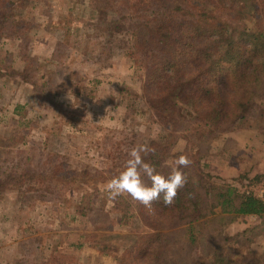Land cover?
<instances>
[{"label": "rangeland", "instance_id": "rangeland-1", "mask_svg": "<svg viewBox=\"0 0 264 264\" xmlns=\"http://www.w3.org/2000/svg\"><path fill=\"white\" fill-rule=\"evenodd\" d=\"M4 1L0 9L22 25L17 36L0 37V264H119L129 247L144 246L158 230L171 231V243V217L163 228L149 223L139 201L127 193L113 200L104 190L141 143L159 152L168 171L174 155L199 151L206 186L229 184L264 199L261 182L249 186L264 172V96H253L245 119L241 111L237 126L217 135L196 114L177 117L174 126L172 105H159L157 94L150 99L145 52L129 26L135 16L115 4L117 11L107 10L109 0ZM239 2L242 19L227 21L256 31L249 0ZM57 68L62 72L50 81ZM22 135L33 147L16 149ZM27 155L32 161L24 166L43 161L45 177L16 181ZM215 215L222 237L204 230L193 244L178 239L174 254L162 241L157 264H210L218 253L231 264H264V218L223 214L216 206L207 220ZM129 255V264L147 262Z\"/></svg>", "mask_w": 264, "mask_h": 264}, {"label": "trees", "instance_id": "trees-1", "mask_svg": "<svg viewBox=\"0 0 264 264\" xmlns=\"http://www.w3.org/2000/svg\"><path fill=\"white\" fill-rule=\"evenodd\" d=\"M109 1L107 10L112 12L123 10L126 13L124 15L136 17L129 26L134 45L145 52L143 60L147 63L145 77L153 86L150 99L157 94L160 99L159 105L166 108L172 105L174 126L177 117L185 119V116L196 114L198 121L207 125L208 134L214 136L227 126H237L234 120L241 111L243 114L240 115V119H245L244 112L249 111L253 96H264V0H249L246 13L255 20L254 32L245 30L244 24L243 26L236 24L234 27L227 21V18L235 21L242 19V16L238 15L239 9L236 8L240 4L239 0ZM7 4L0 0V6L6 7ZM114 4L116 8L121 9L116 10ZM5 10L0 9V13H3L0 15V37H15L19 34L22 24L19 25L13 15H6ZM17 38L23 39L21 36ZM22 52L21 47L19 53L23 54ZM21 58L29 60L24 56ZM61 72V69L57 68L51 79L49 78L50 81L55 73ZM46 81L47 79L41 85L44 88ZM32 85L36 89L37 82L33 81ZM21 104H16V109ZM243 120L239 124H243ZM16 123L21 125L20 121L16 120ZM21 137L16 149L19 145L24 146L26 142H32L29 137L25 138L24 135ZM36 138L35 135L34 142ZM29 143L27 145L33 147L34 144ZM195 154L185 153L188 158L193 156L195 159H189L191 163L182 169L187 183L177 191L172 205H164L162 198L153 201L151 209L141 205L150 215H145L149 223L163 228L165 223L169 224L166 216L171 217L172 242L170 243L168 239L171 231L163 233L158 230L156 234L147 235L144 246L139 244L129 247L119 258V264L127 263L125 261L128 260V252L133 259L147 261L146 264H157L160 258L157 254L162 248V245L160 246L162 241L164 249L169 250L172 246L174 254L173 246L178 239H181L182 244L185 242L193 244L199 234L203 235L204 230L207 231L209 238L222 237L221 217L215 215L207 220L216 206H220L223 214L232 216L253 214L264 218V199L261 197L238 192L229 184L218 186L208 183L206 186L199 164L201 155L199 151ZM148 157L149 161L158 166L159 171L164 174L169 172L160 162L157 150L147 156V160ZM26 161H32L29 155L21 161L22 171L19 172L20 177L16 173V181L22 176L37 179L47 175V167L43 161L24 166ZM4 171L5 169L2 172ZM249 180V186L258 182L264 185V172ZM195 220L197 223L184 226L185 223ZM213 220L218 226L212 225ZM196 225L200 227L197 228ZM215 255L217 257H214L210 264H231L229 259L220 253Z\"/></svg>", "mask_w": 264, "mask_h": 264}, {"label": "clouds", "instance_id": "clouds-1", "mask_svg": "<svg viewBox=\"0 0 264 264\" xmlns=\"http://www.w3.org/2000/svg\"><path fill=\"white\" fill-rule=\"evenodd\" d=\"M155 151L148 143H141L128 151L122 168L105 185L104 190L111 199L127 193L149 209L153 201L161 198L164 205L173 204L177 191L187 183L182 169L191 161L184 154L174 155L169 163L170 171L164 174L155 163L146 159Z\"/></svg>", "mask_w": 264, "mask_h": 264}]
</instances>
